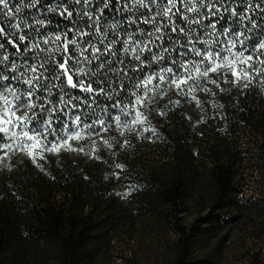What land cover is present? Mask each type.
Segmentation results:
<instances>
[{"label":"trees","instance_id":"16d2710c","mask_svg":"<svg viewBox=\"0 0 264 264\" xmlns=\"http://www.w3.org/2000/svg\"><path fill=\"white\" fill-rule=\"evenodd\" d=\"M62 2L46 0L43 6L25 8L19 0H9L21 11L12 18H0V26L11 33L10 23L44 19V27L35 26L38 32L24 28L30 39L35 37V43L43 33L63 36L70 28L91 24L81 15L83 4L74 0L65 4L73 11L71 22L60 16L59 10H47ZM127 2L131 11H117L121 5L115 3L105 9V44L125 40L130 33L137 39H149L140 30L151 29L142 23L151 13L131 0ZM225 2L250 18L241 24L248 37L245 45L237 44L232 50L253 56L248 64L235 65L237 72L244 68L248 78L234 82L225 69L223 75L210 73L201 78L203 88L190 92L189 81L181 91L170 84L172 73L164 70L173 67L182 74L179 64H198L201 57L192 49L203 51L205 45L187 43L180 35L177 39L187 47L179 50L187 55L177 56L171 51L179 47L175 39L166 44L169 52L162 53L154 44L151 53L141 54L149 59L140 70L135 54L125 53L116 43L117 55L111 59L124 63L113 67L124 69L126 75L105 69L102 76L91 77L97 84L105 81L101 86L108 89V95H99L96 102L89 97L91 106L81 103L66 115L58 113L59 120L53 117V131L47 133L48 141L61 145L76 132L80 138L68 139L58 152L43 151L41 145L23 150L18 146L0 148V264H105L114 232L123 227L142 238L148 230L142 221L145 216L152 220L149 225L154 224L159 237L150 246L158 248L160 257L149 263L131 255L121 257L120 264H264V72L260 71L264 69V52L257 50L259 43H264V0ZM96 5L93 0V7ZM223 15L228 17L226 26L237 19ZM136 17L137 23L130 24ZM112 24L117 27L113 29ZM163 31L168 33V29ZM213 39L201 36V40ZM216 47L219 50V45ZM153 53L164 59L151 60ZM224 55L232 59L231 54ZM191 70L195 74V69ZM149 75L154 79L148 90L137 87ZM207 79L217 80L219 87ZM12 83L21 91L26 87ZM66 91L85 95L70 88ZM52 92L55 100L58 89ZM136 96L142 98V104L136 103ZM137 111L146 119L134 124ZM75 115H80L82 124L73 123ZM89 124L93 127H86ZM11 143L7 137L0 139V144ZM134 218L141 219L140 224L133 223ZM254 243H259L258 247Z\"/></svg>","mask_w":264,"mask_h":264},{"label":"snow or ice","instance_id":"6c2138e0","mask_svg":"<svg viewBox=\"0 0 264 264\" xmlns=\"http://www.w3.org/2000/svg\"><path fill=\"white\" fill-rule=\"evenodd\" d=\"M19 2L25 8H33L37 5L43 6L46 0H29L27 4L24 3V0H19ZM66 3L67 0H63L62 3L50 6L47 10L53 13L59 10V15L68 18L71 22L73 11L65 6ZM74 3L83 4L84 9L81 15L87 17L91 24L85 23L78 29L70 28L63 33V36L43 33L41 39L32 43L35 37L30 39L29 33L24 31V28L38 32L39 30L35 26L44 27L46 24V21L40 18H35L32 23H28L26 20L10 23L8 27L13 29L11 33L6 27L0 26V133L4 134L0 139L7 137L13 141L11 144H0V148L11 150L14 146H18L23 150L41 145L43 151L58 152L61 147L67 146L68 139L80 138V133L76 132L73 136L65 138L64 144L61 145L48 141L47 133L53 131V117L59 120L58 113L66 115L68 110L74 111L81 103L91 106L89 97L92 102H96L99 95H108V89L101 86L105 81L101 79L97 84L96 80L90 79L91 77L102 76L105 69L117 76L126 75L124 69L113 67L117 62L124 63L123 60L111 59L117 55V49L114 47L116 43L123 46L125 53L135 54L134 58L140 63V70L146 66L145 60L149 59L148 57L142 58L141 54L145 51L151 53L154 44L160 48L162 53L169 52L170 49L166 44L175 39L179 47H174L171 51L175 52L177 56L187 55V51L179 50L187 47L177 39L180 35L186 38L187 43L194 45L196 42H200L205 45L203 51L194 47L192 49L196 56L201 57L198 64L191 61L179 64L182 74L174 72L173 67L164 70L166 73H172L170 84L181 91H183V85H189V81L192 82L189 85L190 92L195 91L196 88H203V85L200 84L201 78H208L210 73L223 75L225 69L234 77V82L241 78H248L245 69L241 68L237 72L235 65L237 63L248 64L253 60V56L245 57L243 51L233 53L232 50L237 47V44L245 45V40L248 37L246 32L241 30V24L250 18L244 15L239 7L228 8L225 0H131L133 5L142 7L151 13L150 16L141 13V15H145L142 23L151 25V29L147 32H144L143 29L140 31L149 39L147 41L137 39L134 33H130L125 40L116 41L113 39L107 44H105V40L108 38L107 33L103 31L102 26L105 9H110L115 3L121 5L117 11L125 9L131 11L127 0H124L123 3L122 0H97L95 7H93V0H74ZM0 5H2L0 18H12L15 13L21 11V7L10 5L9 0H0ZM189 13L194 15L190 17ZM223 13H228L237 19H234L232 25L226 26L228 17ZM137 20L138 17L133 18L129 20V23L136 24ZM205 21L207 22L205 23ZM111 27L115 29L117 25L112 24ZM253 27H256L254 23ZM163 29H168V33L166 34ZM207 29L212 31L207 32ZM70 33L71 38H69ZM193 33L196 34L193 35ZM94 34L96 42H93ZM205 34L215 37V39L201 40V36ZM242 37L243 39H241ZM157 41L160 43L157 44ZM42 45L51 46L42 47ZM217 45H219V50ZM6 46H10L12 50L9 51ZM252 47L256 48L255 45ZM257 50L264 52V43H259ZM225 52L231 54L232 59L224 55ZM29 53H31L30 56ZM150 59L159 61L164 57L153 53ZM171 63L173 66L177 64L175 60ZM193 68L195 74L191 70ZM260 71L264 72V69H260ZM153 79L154 77L149 75L146 79L141 80L137 87L143 86L148 90V85L152 84ZM158 79L164 81L165 76H159ZM13 81L25 85V89L21 91L13 85ZM57 81L59 84L56 83ZM207 82L219 87V83L215 79H207ZM53 88H57L59 92L55 100L51 99L54 95ZM67 88L78 90L85 95L73 96L66 91ZM203 90L210 91V89ZM40 93L47 95L42 96ZM136 103H143L140 96H136ZM118 106L117 104L113 105V107ZM44 113L48 115L41 119ZM144 119L146 118L143 117V113L137 111L136 118L132 123H142ZM115 120L119 125V116H116ZM73 123L82 124L80 115L74 116ZM100 123L103 124L104 121H100ZM86 127L92 128L93 125L89 124ZM13 129H19V131ZM28 154L32 155L31 152ZM33 159L35 162V158ZM117 167L123 168L122 165H117Z\"/></svg>","mask_w":264,"mask_h":264},{"label":"rangeland","instance_id":"374dc122","mask_svg":"<svg viewBox=\"0 0 264 264\" xmlns=\"http://www.w3.org/2000/svg\"><path fill=\"white\" fill-rule=\"evenodd\" d=\"M132 221H134L133 223L135 224H140L141 219L137 220V218H134ZM142 221L148 225V230L142 238H140L141 236L137 233L129 234L127 229L123 227H119V229L114 232L110 238L109 247L107 248L108 251L105 256V264H120L121 257L127 258L131 255H136L138 259L146 260L145 262L149 263L154 262L156 258L160 257V252L157 250L158 248L150 246L154 241L159 240V237L154 232V224L151 223L149 225L152 220L147 216L142 218ZM139 240H141V242H139ZM249 243L252 245L251 240ZM253 245L258 247L259 243H254ZM96 264L102 263L98 262Z\"/></svg>","mask_w":264,"mask_h":264}]
</instances>
